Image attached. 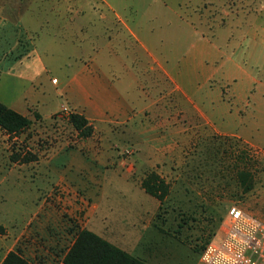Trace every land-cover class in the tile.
<instances>
[{
  "label": "rangeland",
  "instance_id": "rangeland-1",
  "mask_svg": "<svg viewBox=\"0 0 264 264\" xmlns=\"http://www.w3.org/2000/svg\"><path fill=\"white\" fill-rule=\"evenodd\" d=\"M255 19L257 31L263 32L264 0H0V102L33 122L18 136L0 128V239L28 223L33 209L41 206L56 209L68 223L64 246L46 247L54 257L66 254L77 233L87 229L95 200L72 183L76 189L67 198L52 194L60 181L47 171L46 160L64 147L72 153L58 155V161L83 154L98 159V166L104 164L99 171L110 182L99 193L101 205L112 202L113 185L125 192L151 172L169 185L153 223L158 235L150 241L155 244L135 250H142L148 264H204V248L234 206L264 222V134L254 140L255 146L201 125L192 140L167 142L157 160L124 145L115 149L100 137L85 138L71 124L76 113L65 106L67 74L75 66L93 64L97 53L106 61L149 60L136 33L164 55L172 57L177 49L174 63H184L195 49H206L211 52L206 64L221 68L237 51L240 32L255 29ZM153 84L164 89L162 95L173 85L167 76ZM164 120V135L172 141L175 119ZM260 128L264 131V120ZM153 162L158 169L147 167ZM133 188L144 190L142 184ZM8 239L0 262L10 253L13 243ZM11 252L40 264L33 263V246Z\"/></svg>",
  "mask_w": 264,
  "mask_h": 264
},
{
  "label": "crops",
  "instance_id": "crops-1",
  "mask_svg": "<svg viewBox=\"0 0 264 264\" xmlns=\"http://www.w3.org/2000/svg\"><path fill=\"white\" fill-rule=\"evenodd\" d=\"M253 26L254 30L240 32L237 51L227 56L221 68H214L216 64H206L211 57V52L206 49H195L194 53L182 55L184 63H174L177 49L171 52L172 57L164 55L152 40L149 41L152 45H146V38L136 33V37L143 38V52L149 60L106 61L104 55L97 53L93 64L75 66L67 74L65 106L89 121L94 129L93 137H100L115 149L124 145L125 149L140 150V157L148 152L156 155L158 160L160 150L170 145L169 142L176 145L192 140L198 136L197 130L201 125L207 126L212 133L258 146L254 140L262 139L264 134L260 128L264 120V29L258 32L256 27L259 28L260 23L256 19ZM217 50L220 52V48ZM165 57L168 62L164 61ZM166 76L173 85L168 95H162L164 89H157L153 81ZM172 117L175 119L173 134L176 138L169 141L164 135L167 127L164 119ZM62 153H68L65 147ZM61 154L58 152L59 156ZM57 156L54 154L46 160L47 171L60 181L59 187L52 189V194L64 193L67 198L70 192H74L70 183L83 190L96 203L89 214L87 230L145 261L147 257L142 250L140 253L135 250L155 244L150 239H156L158 235L153 223L161 202L145 190L133 188L142 184L139 183L141 178L137 182L134 180V186L125 192L114 182L117 183L112 184L116 194L113 193L110 205L104 206L99 193L104 189L103 185L110 182L100 173L104 164L100 161L98 166V159L83 154H79L77 159L62 156L60 161ZM54 166L60 167L61 172ZM145 166L137 163V167ZM154 166L158 169L157 163L147 164L151 170ZM31 221L34 222L33 227L29 228ZM67 226L56 209L34 208L33 218L29 217L28 223L14 232L8 231L9 235L0 239V255L5 251V239L9 238L13 244L8 252L19 247L25 252L26 247L33 246V263L63 264L69 249L66 254L54 257L46 247L61 249L65 238L69 237ZM38 232L40 236L36 237ZM56 232L61 234L56 235ZM26 256L29 258L28 254ZM5 257L3 255L1 262Z\"/></svg>",
  "mask_w": 264,
  "mask_h": 264
},
{
  "label": "trees",
  "instance_id": "trees-1",
  "mask_svg": "<svg viewBox=\"0 0 264 264\" xmlns=\"http://www.w3.org/2000/svg\"><path fill=\"white\" fill-rule=\"evenodd\" d=\"M71 124L86 138L94 133L89 121L82 115L73 114ZM32 120L0 102V128L18 136L32 126ZM145 192L161 203L168 195L169 185L156 173L151 172L142 182ZM205 249V248H204ZM2 264H31L18 253L10 252ZM63 264H148L141 258L111 244L97 234L80 230L66 254Z\"/></svg>",
  "mask_w": 264,
  "mask_h": 264
},
{
  "label": "built area",
  "instance_id": "built-area-1",
  "mask_svg": "<svg viewBox=\"0 0 264 264\" xmlns=\"http://www.w3.org/2000/svg\"><path fill=\"white\" fill-rule=\"evenodd\" d=\"M201 260L204 264H264V222L232 207Z\"/></svg>",
  "mask_w": 264,
  "mask_h": 264
}]
</instances>
